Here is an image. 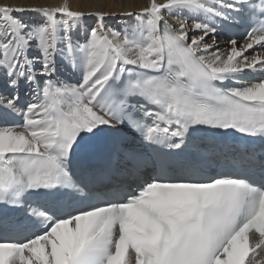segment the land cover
<instances>
[{
	"label": "snow or ice",
	"instance_id": "snow-or-ice-1",
	"mask_svg": "<svg viewBox=\"0 0 264 264\" xmlns=\"http://www.w3.org/2000/svg\"><path fill=\"white\" fill-rule=\"evenodd\" d=\"M0 264H264V0H0Z\"/></svg>",
	"mask_w": 264,
	"mask_h": 264
},
{
	"label": "bare ground",
	"instance_id": "bare-ground-1",
	"mask_svg": "<svg viewBox=\"0 0 264 264\" xmlns=\"http://www.w3.org/2000/svg\"><path fill=\"white\" fill-rule=\"evenodd\" d=\"M8 3H16L17 0H5ZM40 3H47L50 5H59L63 0H38ZM73 9L80 8L84 11H95L98 7L103 6L104 11L109 12H120L127 11L129 8H134L139 11L144 5L148 3V0H68ZM123 21L117 19L113 22L114 26H119ZM243 29V28H241ZM225 35H230L229 33L221 34L218 38V43L223 48L225 47ZM65 76L71 78L73 82L79 79L78 74H73L72 72H66Z\"/></svg>",
	"mask_w": 264,
	"mask_h": 264
}]
</instances>
